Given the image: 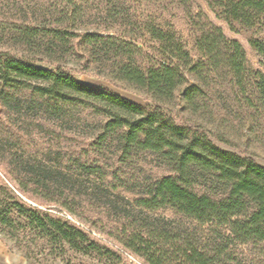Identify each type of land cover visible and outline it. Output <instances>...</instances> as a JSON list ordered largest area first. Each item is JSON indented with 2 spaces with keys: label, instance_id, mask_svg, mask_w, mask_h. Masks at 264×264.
Returning <instances> with one entry per match:
<instances>
[{
  "label": "trees",
  "instance_id": "trees-1",
  "mask_svg": "<svg viewBox=\"0 0 264 264\" xmlns=\"http://www.w3.org/2000/svg\"><path fill=\"white\" fill-rule=\"evenodd\" d=\"M207 1L230 30L264 31V0ZM12 31L19 52L0 50V168L7 176L0 171L1 237L24 242L29 251L27 243L43 242L58 257L71 250L94 257L96 264H132L111 258L113 252L78 227L23 199L57 204L73 214L74 201L84 196L119 223L120 244L147 264L239 262L223 238L209 249L134 210H171L226 232L238 244L264 245V165L208 137L189 136L167 119L164 108L187 83L184 71L202 83L212 74L243 94L249 107H264V72H256L255 99L244 94L246 54L239 41L208 22L195 41L200 60L192 63L176 32L159 23H147L140 40L95 32L75 34L74 42L64 30L31 25ZM249 44L264 60V37L250 38ZM84 57L87 65H100L110 81L147 94L154 107L78 81L65 63ZM201 94L191 85L183 95L195 105ZM148 166L162 172L153 174ZM81 179L89 189L81 188ZM125 199L130 208L117 203Z\"/></svg>",
  "mask_w": 264,
  "mask_h": 264
},
{
  "label": "rangeland",
  "instance_id": "rangeland-1",
  "mask_svg": "<svg viewBox=\"0 0 264 264\" xmlns=\"http://www.w3.org/2000/svg\"><path fill=\"white\" fill-rule=\"evenodd\" d=\"M215 8V7H214ZM217 8V7H216ZM219 9H212L207 0H189L185 5L177 0H0V50L19 49L12 43L16 26L31 25L36 27L58 28L64 30L67 38L76 42V35L85 33H101L116 35L123 38L140 40L146 34L147 23H159L165 28H172L185 50L190 55L192 63L200 60V54L195 41L208 22L219 26L225 36L240 42L246 54V89L245 96L255 99L256 72H264V60L257 55L249 44L250 38H263L261 26L251 29L242 28L232 31L219 17ZM77 44V43H76ZM140 44V43H139ZM69 49V48H68ZM78 53H84L78 45ZM150 52L149 48H144ZM81 56V55H80ZM84 59L67 61L66 69L78 81L98 89L108 90L142 107L154 105L150 97L127 84L112 82L100 73L97 63L87 65ZM41 66L54 69L55 66L40 63ZM187 83L177 88L171 101L164 106L168 120L183 128L189 136L208 137L223 150L248 156L257 163L264 165V107L257 110L245 104L244 95L219 82L209 74L204 83L187 71H184ZM191 85L202 90L191 105L184 98V91ZM223 140V141H220ZM153 164V162H152ZM153 174L162 172L153 166L147 169ZM0 171L5 175L3 170ZM0 174L2 180L4 176ZM7 178V176L5 175ZM5 182V181H4ZM6 183V182H5ZM84 190L90 188L85 179L79 181ZM82 189V190H83ZM84 196L76 199L72 205L74 213H69L62 206L35 202L23 198L28 204L47 212L54 217H60L82 230L90 241L100 247L110 250L115 255L132 264H147L144 258L136 255L118 241L119 223L107 213L100 212L87 204ZM121 206L130 208L125 200H119ZM150 220H160V225L167 230L178 232L190 238L195 244L211 249L223 238L239 264H264V245H242L231 241L227 233L211 225L200 226L171 210L156 212L138 211ZM0 264H96V259L83 256L71 250H65L63 257L55 256L32 243L25 249L24 242H15L0 236ZM98 256V255H93Z\"/></svg>",
  "mask_w": 264,
  "mask_h": 264
},
{
  "label": "crops",
  "instance_id": "crops-1",
  "mask_svg": "<svg viewBox=\"0 0 264 264\" xmlns=\"http://www.w3.org/2000/svg\"><path fill=\"white\" fill-rule=\"evenodd\" d=\"M0 244H2V243L0 242Z\"/></svg>",
  "mask_w": 264,
  "mask_h": 264
}]
</instances>
